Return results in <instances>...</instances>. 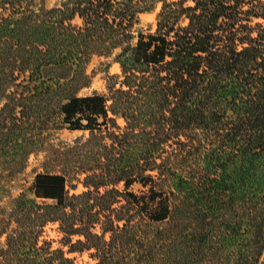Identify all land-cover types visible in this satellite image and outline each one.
Instances as JSON below:
<instances>
[{"label":"trees","instance_id":"obj_1","mask_svg":"<svg viewBox=\"0 0 264 264\" xmlns=\"http://www.w3.org/2000/svg\"><path fill=\"white\" fill-rule=\"evenodd\" d=\"M145 1L0 0V186L82 131L0 204V264H264V0H164L133 43Z\"/></svg>","mask_w":264,"mask_h":264},{"label":"rangeland","instance_id":"obj_2","mask_svg":"<svg viewBox=\"0 0 264 264\" xmlns=\"http://www.w3.org/2000/svg\"><path fill=\"white\" fill-rule=\"evenodd\" d=\"M61 0H46L48 6H57ZM164 0H146L144 3V9L139 12L138 18L133 26L134 37L132 42L135 43L137 40V33L139 31L154 30L157 26L158 13L162 8ZM263 20V19H261ZM264 21V20H263ZM121 49H116L111 54H95L90 59L87 65V71L92 76V82L89 86L83 87L80 90V94L91 93L95 90L105 91L108 83V74H118L121 72V65L116 59L117 53ZM82 134V131H72L67 128L52 129L48 136L47 146L41 150L33 153L30 156L28 165L25 169L15 173L12 176H8L4 179L0 186V204L2 207L9 209L13 203V200L18 197L21 193L27 192L30 194V186L34 180L37 172L44 171V161L52 153L50 151V145L52 143H60L65 141H72L76 136ZM84 187L82 184L78 185L76 190L72 192H80ZM46 234L50 238H54V245H59L57 241L59 235L56 230L55 224H48L46 226ZM4 236H0V243L3 241ZM74 256L77 264H96V261L90 258L88 252L71 253Z\"/></svg>","mask_w":264,"mask_h":264}]
</instances>
